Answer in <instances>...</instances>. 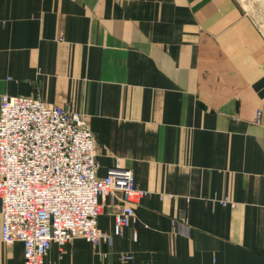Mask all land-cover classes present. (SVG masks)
I'll return each instance as SVG.
<instances>
[{
  "label": "crops",
  "instance_id": "crops-1",
  "mask_svg": "<svg viewBox=\"0 0 264 264\" xmlns=\"http://www.w3.org/2000/svg\"><path fill=\"white\" fill-rule=\"evenodd\" d=\"M4 93L83 113L99 174L147 190L120 231L104 202L110 240L47 261L264 264V29L240 0H0ZM2 222L0 202V264H24Z\"/></svg>",
  "mask_w": 264,
  "mask_h": 264
},
{
  "label": "built area",
  "instance_id": "built-area-1",
  "mask_svg": "<svg viewBox=\"0 0 264 264\" xmlns=\"http://www.w3.org/2000/svg\"><path fill=\"white\" fill-rule=\"evenodd\" d=\"M97 155L83 113L40 96L2 94L1 238L23 242L24 264H54L46 259L54 242L63 246L82 236L96 246L110 240L99 224L107 198L122 201L114 211L117 231L137 219L136 205L147 190L125 164L99 174Z\"/></svg>",
  "mask_w": 264,
  "mask_h": 264
},
{
  "label": "rangeland",
  "instance_id": "rangeland-1",
  "mask_svg": "<svg viewBox=\"0 0 264 264\" xmlns=\"http://www.w3.org/2000/svg\"><path fill=\"white\" fill-rule=\"evenodd\" d=\"M244 8L264 29V0H240Z\"/></svg>",
  "mask_w": 264,
  "mask_h": 264
}]
</instances>
